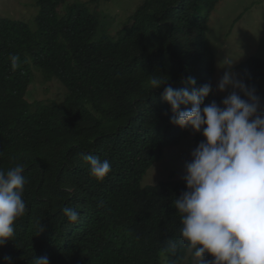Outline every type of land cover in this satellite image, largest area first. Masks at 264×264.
<instances>
[{
    "label": "trees",
    "instance_id": "1",
    "mask_svg": "<svg viewBox=\"0 0 264 264\" xmlns=\"http://www.w3.org/2000/svg\"><path fill=\"white\" fill-rule=\"evenodd\" d=\"M31 1L36 31L0 19V170L21 164L26 178V210L0 247V264L42 256L50 264H182L188 252L174 200L186 190L184 174L141 184L167 148L204 137L170 123L163 87L152 89L150 79L162 76L174 89L191 90L189 78L195 87L211 84L205 104L221 103L209 39L221 0H145L114 37L93 8L111 0L69 5L63 16L70 0ZM33 67L67 89L64 101L30 103ZM239 69L264 105V60L251 57ZM89 154L111 164L102 182L89 174ZM65 207L79 212L78 222L68 221Z\"/></svg>",
    "mask_w": 264,
    "mask_h": 264
},
{
    "label": "clouds",
    "instance_id": "2",
    "mask_svg": "<svg viewBox=\"0 0 264 264\" xmlns=\"http://www.w3.org/2000/svg\"><path fill=\"white\" fill-rule=\"evenodd\" d=\"M17 61L11 57L13 70ZM232 64L225 65L217 89L224 92L231 86L233 91L219 105L215 100L205 104L211 84L195 87L196 80L189 78L191 90L174 89L162 76L150 79L152 89L163 87L162 98L173 114L170 123L204 137L185 164L186 190L174 200L180 236L196 264H205V254L213 257L208 264H264V105L255 88L234 78ZM83 158L98 182L112 170L107 159ZM23 172L21 164L0 170V247L12 240L14 221L26 210ZM63 214L70 223L78 222L75 209L65 207ZM167 243L174 252L175 242ZM5 260L10 264L11 257ZM33 264L50 261L35 257Z\"/></svg>",
    "mask_w": 264,
    "mask_h": 264
},
{
    "label": "rangeland",
    "instance_id": "3",
    "mask_svg": "<svg viewBox=\"0 0 264 264\" xmlns=\"http://www.w3.org/2000/svg\"><path fill=\"white\" fill-rule=\"evenodd\" d=\"M92 0H70L59 9V15L66 14L69 5L90 4ZM145 0H111L97 2L93 7L102 16V27L106 34L115 36L128 24L129 18ZM39 13L31 0H0V19L9 18L27 22L37 30L35 18ZM209 39L216 55L214 95L223 100L233 89L224 92L217 89L224 75L225 65L233 63L230 71L234 78L243 81L239 65L251 57L264 60V0H221L212 16ZM34 81L30 88V103H60L68 96L67 89L56 79L49 81L42 71L32 68ZM238 91V90H237ZM198 144L188 138L177 147L167 148L161 162L156 163L142 181V187L167 181L173 173L185 174V164L191 159V152ZM183 264H196L191 254Z\"/></svg>",
    "mask_w": 264,
    "mask_h": 264
}]
</instances>
